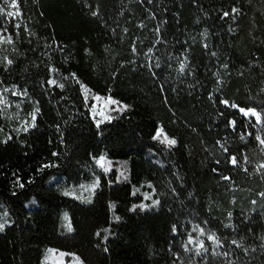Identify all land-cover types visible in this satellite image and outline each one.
<instances>
[{
	"label": "trees",
	"instance_id": "1",
	"mask_svg": "<svg viewBox=\"0 0 264 264\" xmlns=\"http://www.w3.org/2000/svg\"><path fill=\"white\" fill-rule=\"evenodd\" d=\"M8 1L0 94L35 116L0 129V264H264V0Z\"/></svg>",
	"mask_w": 264,
	"mask_h": 264
},
{
	"label": "rangeland",
	"instance_id": "2",
	"mask_svg": "<svg viewBox=\"0 0 264 264\" xmlns=\"http://www.w3.org/2000/svg\"><path fill=\"white\" fill-rule=\"evenodd\" d=\"M12 2L8 1L5 6V12L6 14L8 12H17L18 15L15 16H9L8 18L13 19L16 21L17 24H20L21 19V13L17 8H11L9 5ZM16 3V2H15ZM17 4V3H16ZM18 6V5H17ZM2 33L0 32V36ZM19 98V100L17 99ZM24 95L19 93L18 91L14 89H8L6 92H3L0 94V100L2 101V104L4 107H2V110L0 111V129H5L6 127L9 128H27L31 125V120L34 118L35 114L33 112L27 111L26 107L24 106ZM112 100L110 98L107 99H101L97 101L91 108L92 114L97 121V123H103L104 121H107L111 118V109H112ZM244 111H241L244 115L248 117H259L258 120H260V114L255 110H247L243 109ZM248 113V114H246ZM252 113H255L253 115ZM32 114V116H31ZM97 164L101 169L103 170H111L113 167V164L110 160H108L105 157H101L97 160ZM98 185V181L94 180L92 182L83 183L80 185H73V186H67L64 191L76 198H78L81 201H89L92 199V195L95 192V189ZM99 187V185H98ZM144 199L146 198H152L149 193L144 192L143 194ZM152 202L149 203H143V208H147L150 206ZM65 216H67V219H65ZM2 221H0V224ZM62 223L65 228H71V223L68 218V215L65 213L62 217ZM198 246H202V243L199 242ZM43 264H84L76 255L70 254L65 251L57 250L55 248H48L45 252V256L43 259Z\"/></svg>",
	"mask_w": 264,
	"mask_h": 264
},
{
	"label": "snow or ice",
	"instance_id": "3",
	"mask_svg": "<svg viewBox=\"0 0 264 264\" xmlns=\"http://www.w3.org/2000/svg\"><path fill=\"white\" fill-rule=\"evenodd\" d=\"M9 7H11V8H17L18 6H17V4L15 3V0H13V2L9 5ZM4 12V9L3 8H0V13H3ZM19 13H18V11L17 12H8L7 13V15H9V16H15V15H18ZM227 15V14H226ZM241 111H244L243 109H241ZM246 114H248V113H246ZM253 115H255V113H252ZM257 119H259V117H257ZM157 135H159V133L157 134ZM170 144H174L175 143V141L174 140H169L168 141ZM262 143H264V141H262ZM231 162L233 163V164H236V159L233 157L232 159H231ZM226 179H227V177H226ZM22 186V185H21ZM65 194H67V193H65ZM141 207H143L142 205H141ZM65 219H67V216H65ZM3 228V225L2 224H0V229H2ZM214 238V237H213Z\"/></svg>",
	"mask_w": 264,
	"mask_h": 264
}]
</instances>
